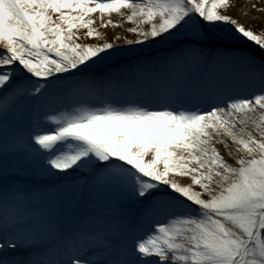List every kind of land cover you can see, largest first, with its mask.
Returning <instances> with one entry per match:
<instances>
[{"label":"snow or ice","instance_id":"snow-or-ice-1","mask_svg":"<svg viewBox=\"0 0 264 264\" xmlns=\"http://www.w3.org/2000/svg\"><path fill=\"white\" fill-rule=\"evenodd\" d=\"M234 7L0 0V264H264V25Z\"/></svg>","mask_w":264,"mask_h":264},{"label":"rangeland","instance_id":"rangeland-1","mask_svg":"<svg viewBox=\"0 0 264 264\" xmlns=\"http://www.w3.org/2000/svg\"><path fill=\"white\" fill-rule=\"evenodd\" d=\"M234 3L236 5V7L230 9V12L235 16L238 14V12L243 13L245 6H246V0H234ZM263 9V8H262ZM256 11L255 12H246V15H241L240 18L243 20V22H245L248 26L253 27L255 30H257L258 32L261 30V26L264 25V17H257L256 15ZM262 12L264 15V11H259ZM97 21V26L100 25V17H99V13H97L94 17ZM108 17H105V20H107ZM111 19L113 20V22L115 23H119L121 22V18L117 15H113L111 17ZM132 25L130 23L124 22L123 23V27H113V26H108L107 28L105 27H100L99 30L104 33L105 38L108 40H111L115 35H121V36H127L129 39H132L133 36L130 33H127L125 31L126 28L131 27ZM84 42H90V43H100L101 41H99L98 39H85Z\"/></svg>","mask_w":264,"mask_h":264},{"label":"bare ground","instance_id":"bare-ground-1","mask_svg":"<svg viewBox=\"0 0 264 264\" xmlns=\"http://www.w3.org/2000/svg\"><path fill=\"white\" fill-rule=\"evenodd\" d=\"M252 4H256V6H257V11H256V16L257 17H264V15H263V13L262 12H259V10L258 9H264V0H246V6H245V8H244V10H247V11H244V12H248V13H250V12H255V10L256 9H252L251 8V5Z\"/></svg>","mask_w":264,"mask_h":264}]
</instances>
